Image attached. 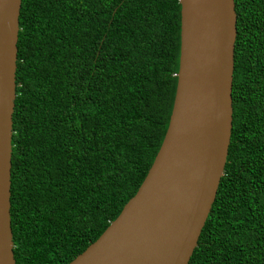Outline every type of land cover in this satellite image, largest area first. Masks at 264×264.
<instances>
[{"label": "trees", "instance_id": "trees-1", "mask_svg": "<svg viewBox=\"0 0 264 264\" xmlns=\"http://www.w3.org/2000/svg\"><path fill=\"white\" fill-rule=\"evenodd\" d=\"M233 3L229 145L187 264H264V0ZM178 55V0H21L15 264H68L135 194L168 124Z\"/></svg>", "mask_w": 264, "mask_h": 264}, {"label": "water", "instance_id": "water-1", "mask_svg": "<svg viewBox=\"0 0 264 264\" xmlns=\"http://www.w3.org/2000/svg\"><path fill=\"white\" fill-rule=\"evenodd\" d=\"M21 0H0V264H15L9 219L11 115ZM168 124L135 194L68 264H187L214 201L231 133L233 0H178Z\"/></svg>", "mask_w": 264, "mask_h": 264}]
</instances>
